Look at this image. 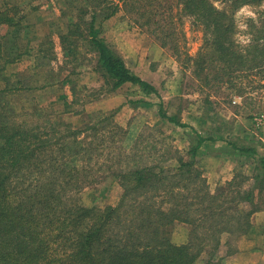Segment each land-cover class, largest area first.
I'll return each mask as SVG.
<instances>
[{
    "label": "trees",
    "instance_id": "1",
    "mask_svg": "<svg viewBox=\"0 0 264 264\" xmlns=\"http://www.w3.org/2000/svg\"><path fill=\"white\" fill-rule=\"evenodd\" d=\"M83 1L67 33L60 35L62 48L68 50L64 55L74 51L73 45L81 39L96 55V68L108 89L131 83L144 93L157 94L156 87L136 74L100 35L99 21L112 17L121 5L113 0ZM121 1L129 5V0ZM175 1L181 13L192 18L194 27L203 31L196 54L186 53L183 61L179 58L182 52L177 39L170 40L175 34L172 24L166 29L158 21L152 31L162 46L171 47L177 59L192 68L202 85L224 83L234 89L235 77L246 71H264V21L255 29L250 45L242 47L235 38L232 14L219 10L211 0ZM260 1L231 0V5L236 8ZM22 16L23 10L14 2L0 0V26H16ZM146 17L145 25L151 19ZM51 37L47 36L46 44ZM2 43L0 35V57ZM52 48L44 47L39 59L44 61ZM10 90L7 85L0 88V264H196L207 248L203 264H222L223 235H227L225 254L235 253L238 237L251 228L252 214L264 208V154L257 146L231 143L238 153L253 159L254 173L249 176L238 170L232 179L211 190L196 165V155L203 142L215 137L195 131L188 150L192 158L176 157L175 167L164 165L169 159L164 157L138 163L147 153L148 143L139 156L137 142L129 151L119 148L116 155L109 152L101 161V153L95 154L101 142L127 132L112 121V115H90L84 126L75 127L59 115L50 121L46 111L41 115L28 110L13 112L6 100ZM71 91L74 102L77 89L71 87ZM158 106L160 117L185 125L163 109V101ZM100 130L104 131L98 135ZM80 134L85 139H78ZM74 152L82 155L73 156ZM124 155L137 163L128 161L121 166L123 162L115 160ZM103 164L120 180L119 199L104 207L80 204L78 191L96 180L92 175ZM250 180L253 183L248 185ZM176 222L189 228L188 239L181 244L172 242L169 235Z\"/></svg>",
    "mask_w": 264,
    "mask_h": 264
},
{
    "label": "rangeland",
    "instance_id": "2",
    "mask_svg": "<svg viewBox=\"0 0 264 264\" xmlns=\"http://www.w3.org/2000/svg\"><path fill=\"white\" fill-rule=\"evenodd\" d=\"M113 1L121 7L109 19L98 22L100 35L125 58L127 65L136 74L150 80L157 94L144 93L138 85L131 83L114 90L108 89L96 68V55L88 51L81 39L73 45L74 51L64 55L68 50L62 48L60 35L67 33L68 24L83 0H11L23 10V16L16 26H0L3 41L0 88L5 85L11 88L6 94L9 109L13 112L35 111L39 115L46 111L50 114V121L56 120L59 115L75 127L84 126L85 120L91 119L88 118L90 115H112V121L127 132L117 133L115 139L106 138L101 142L100 149L95 152L101 153V161L109 152H115L116 155L119 148L127 152L137 142L140 146L136 154L139 156L148 143L147 153L143 154L138 163L156 162L164 157L169 158L162 162L164 165L175 167L176 157L192 158L188 150L193 143L195 131L204 137H215L203 142L196 155V165L203 171L209 187L216 180L209 169L223 163L226 158L231 159L236 151L231 143L257 146L259 152L264 154L261 145V138L264 137V71H246L245 75L235 77L237 87L234 89L224 83L214 87L204 86L192 73V68L182 64L186 53L196 54L203 42V31L200 27H194L191 17L181 13L175 0H129V5L122 4L121 0ZM169 1L175 5L168 7L166 2ZM211 2L215 7L219 5V10L233 15L237 41L248 35L252 37L255 29L264 21V0L236 8L231 5V0ZM242 6H248L255 13L256 19L243 14L237 16ZM140 12L145 14L143 19ZM146 16H151L147 25L143 24ZM158 21L166 29L171 24L175 28V34L170 40L177 39L179 52H182L179 58L182 61L177 59L171 47L162 46L152 31ZM240 24H246L247 28L241 29ZM49 35L52 37L48 43L53 48L45 60L41 61L39 57L43 55V48L49 46L45 43ZM71 87L77 89V100L74 102ZM238 87L240 89L237 90ZM160 101H163V109L168 114H175L185 125L160 117ZM103 131L100 130L98 135ZM78 139L85 137L80 134ZM81 144H84V148L87 146L84 140ZM81 155L73 153V156ZM125 155L115 161L121 160V166L128 161L130 164L137 163L132 157L125 158ZM214 158L223 160L216 162ZM238 159V170L249 171L254 165L247 155ZM104 164L103 168L96 167L99 170L92 175L96 180L84 184L78 191L80 204L104 207L115 204L119 199L122 191L120 180ZM114 166L118 167V164ZM247 172L245 174L249 175ZM219 183L224 182L219 181L217 185ZM188 232L185 223L176 222L171 226L170 239L176 244L184 243L188 239ZM226 238L227 235H223L222 243ZM207 250L197 259L196 264L205 262ZM222 250L219 249V255H223L224 260L227 255Z\"/></svg>",
    "mask_w": 264,
    "mask_h": 264
},
{
    "label": "crops",
    "instance_id": "3",
    "mask_svg": "<svg viewBox=\"0 0 264 264\" xmlns=\"http://www.w3.org/2000/svg\"><path fill=\"white\" fill-rule=\"evenodd\" d=\"M261 141V145H263L264 147V137L261 138ZM235 152L238 151H234L231 159L226 158V160H218L214 158L216 162H220L223 160V163L216 164V162H214V164H216V167H210L209 169V173H211L212 176L214 175L213 177L216 178L213 184H210L211 190H214L216 188L219 181L225 182L232 179L235 172L238 171L236 162L239 160L238 158L243 155H241L240 153L238 155ZM207 160L210 161V159ZM252 160L253 159H251V161ZM241 170L245 173L248 171L243 169ZM247 173L249 174V176L254 173V165ZM250 183H253V180H250L248 182V185H250ZM262 199H264V196ZM251 222L252 225L249 232L247 234L241 235L236 241L237 251L233 254L227 255L222 261V264H264V208L257 210L252 214ZM221 248L223 249L222 251L226 253V245L224 244V242L221 245Z\"/></svg>",
    "mask_w": 264,
    "mask_h": 264
},
{
    "label": "clouds",
    "instance_id": "4",
    "mask_svg": "<svg viewBox=\"0 0 264 264\" xmlns=\"http://www.w3.org/2000/svg\"><path fill=\"white\" fill-rule=\"evenodd\" d=\"M216 7L219 8V5H216ZM241 14H243V15H245V16H247V17H251L253 20L256 19V15H255V13H254L253 11H251V10L249 9L248 6H242V7L238 10V12H237V16H240ZM239 27H240L241 29H246V28H247V25H246V24H240ZM251 40H252L251 35H248V36H245V37H241V38L237 41V43H239V44H240L241 46H243V47H246V46L250 45Z\"/></svg>",
    "mask_w": 264,
    "mask_h": 264
},
{
    "label": "built area",
    "instance_id": "5",
    "mask_svg": "<svg viewBox=\"0 0 264 264\" xmlns=\"http://www.w3.org/2000/svg\"><path fill=\"white\" fill-rule=\"evenodd\" d=\"M261 124H263L264 123V121H263V123H262V121L260 122Z\"/></svg>",
    "mask_w": 264,
    "mask_h": 264
}]
</instances>
